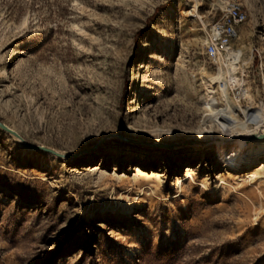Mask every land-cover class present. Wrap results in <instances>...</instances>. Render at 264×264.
<instances>
[{"label":"rangeland","instance_id":"1","mask_svg":"<svg viewBox=\"0 0 264 264\" xmlns=\"http://www.w3.org/2000/svg\"><path fill=\"white\" fill-rule=\"evenodd\" d=\"M189 1L0 0V120L62 154L0 129V264H264V154L126 145L127 125L171 143L219 108L217 0ZM239 1L236 76L264 110V0Z\"/></svg>","mask_w":264,"mask_h":264},{"label":"bare ground","instance_id":"2","mask_svg":"<svg viewBox=\"0 0 264 264\" xmlns=\"http://www.w3.org/2000/svg\"><path fill=\"white\" fill-rule=\"evenodd\" d=\"M199 5L200 0H191L183 12L200 16L198 13ZM242 55L241 49L228 46L225 53L219 56L218 71L209 78L212 84L218 80V82H223L218 99L219 108L209 110L203 114L196 131L192 136L190 135L191 137L188 136L185 140H177L171 143H163L160 140L149 142L143 140L138 130L136 131L132 126L127 125L126 129L129 133L127 137L130 138L127 140L126 145L152 149V145H169L171 148L167 150L190 151L207 148L219 152L228 147L223 166L237 167L238 169L253 166L254 163L259 161V157L264 154V137L259 136L257 132L259 128L264 127V110L258 106H250L253 104V97L247 89L242 88L241 93L238 95L249 104L246 107L240 103L239 99L233 100L228 94V84L232 80L237 86L241 85L236 73L243 72ZM236 111L241 113L242 118L237 117ZM156 131L164 135H170L174 132L159 129ZM16 140L21 142L18 138ZM157 149L161 150L160 148ZM126 203H130V201Z\"/></svg>","mask_w":264,"mask_h":264},{"label":"built area","instance_id":"3","mask_svg":"<svg viewBox=\"0 0 264 264\" xmlns=\"http://www.w3.org/2000/svg\"><path fill=\"white\" fill-rule=\"evenodd\" d=\"M218 17L208 26L204 52L211 61H216L238 38L239 27L247 20L248 14L239 0H217ZM218 70H216L217 72ZM223 82L216 83L217 89ZM242 85L231 89L238 96ZM239 98V97H238Z\"/></svg>","mask_w":264,"mask_h":264},{"label":"water","instance_id":"4","mask_svg":"<svg viewBox=\"0 0 264 264\" xmlns=\"http://www.w3.org/2000/svg\"><path fill=\"white\" fill-rule=\"evenodd\" d=\"M0 129L4 130L5 132L9 133L12 136L20 138L22 141V145L25 148H28L31 150H41V151L51 153V154L56 155V156H62V154H60V152H58L57 150H55L53 148H50V147H47L44 145L31 144V143L27 142L23 137H21V135L17 131H15L12 128H10L9 126H7L1 120H0ZM165 146H167V145H165ZM66 156L70 157L69 154H66Z\"/></svg>","mask_w":264,"mask_h":264}]
</instances>
